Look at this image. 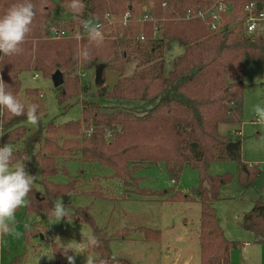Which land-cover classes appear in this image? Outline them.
<instances>
[{
  "label": "trees",
  "instance_id": "1",
  "mask_svg": "<svg viewBox=\"0 0 264 264\" xmlns=\"http://www.w3.org/2000/svg\"><path fill=\"white\" fill-rule=\"evenodd\" d=\"M61 1L70 8V0ZM232 1L238 5L256 0ZM19 2L0 0V16ZM30 2L34 5L35 17L31 32L21 46L22 53L14 56L0 54V77L18 100L21 90L19 76L23 72H37L43 78H51L59 71L65 80L61 87L55 89L56 101L67 108L66 102L77 98L81 91L78 78L72 74L80 70H95L96 66L102 65L104 71H116L118 78L111 88L107 85L96 87L91 94L93 98L142 102L152 106L144 110L116 107L108 112L98 102L84 100L81 101L79 120L62 124L49 122L46 126L41 123L30 125L26 116L12 117L0 109V123L4 129L0 147L12 145L13 167L24 162L26 171L35 177L25 215L54 218L52 206L58 199L64 204L76 192L79 179L73 178L64 184L50 179L60 173L69 176L64 165L78 156L82 163L110 169L112 178L120 179L126 187L131 186L137 195L169 196L165 201L171 203L198 202L199 264H230V250L234 243L226 239L214 204L219 200V189L231 182L232 175L211 176L208 167L213 162L237 163L239 184L244 188L262 172L241 162L240 131L235 130L238 137L232 142L230 134H221L219 127L241 123L243 75L248 63H264V37H246L238 28L214 34L207 22L184 19L186 13L203 7L204 0H152L150 14L156 22L144 25V42L136 39L137 28L124 32L123 38L105 39L100 45L90 42L87 36L79 42L73 38L51 40L49 29L52 26L65 30L80 27L84 21H97L106 12L121 15L129 10L137 15L147 5H134V0H83L85 8L82 14L75 13L74 19L60 24L50 17L54 5L49 0ZM153 31L157 32L156 39H152ZM173 44L183 49L182 54L166 70L164 55ZM81 48L89 51L85 62L76 58ZM130 57L138 63L133 74L125 76V61ZM32 104L37 105L36 102ZM229 143L235 144L234 153L227 151ZM25 156L30 159L24 161ZM159 163L164 165L174 183L184 167L197 170L199 186L192 190L191 195L173 191L157 194V191L139 189L133 176L135 170ZM66 218L91 224L86 208L73 207ZM242 227L264 247V201H256L243 214ZM138 230L145 239H160L159 231ZM117 234L126 238L130 230L123 229ZM41 235L44 237L42 232L31 231L25 237L28 240ZM96 237L101 241L100 245L87 248V252L99 257L92 264H131L113 259L108 242L97 234ZM51 249L54 264H64L69 251L65 254L57 241L51 243ZM18 263L17 256L9 264Z\"/></svg>",
  "mask_w": 264,
  "mask_h": 264
},
{
  "label": "rangeland",
  "instance_id": "2",
  "mask_svg": "<svg viewBox=\"0 0 264 264\" xmlns=\"http://www.w3.org/2000/svg\"><path fill=\"white\" fill-rule=\"evenodd\" d=\"M49 1L54 5L50 11L53 21L62 24L75 18V13L66 2ZM134 2L132 4L147 5L148 8L152 4V0ZM182 50L180 46L173 44L165 53L166 70L171 68L173 61L182 54ZM137 63L133 57L125 61V76L133 74ZM34 75L37 76L36 79H33ZM75 76L79 80L81 91L77 98L66 102L67 108L58 105L51 78H43L37 72H23L19 76L21 90L18 97L25 105L37 103L39 123L42 126L49 122L62 124L79 120L81 101L84 100L96 101L108 112L116 107L144 110L152 106L142 102L95 99L91 96L96 90L94 69L74 72L72 77ZM117 78L116 71L110 69L104 71V85L108 88L113 86ZM242 83L241 123L222 124L219 132L223 135L230 134L232 142L239 136L241 162L260 170L264 165V126L253 122L255 116L252 109L256 104L264 106V63H248ZM235 130H239L240 135L236 136ZM58 161L61 162V159ZM64 166L69 176L60 173L50 180L64 184L70 179H79L76 192L65 200L64 205L69 211L73 207L86 208L91 224L80 223L71 218L61 219L57 223L55 218L28 216L25 215V207H22L15 214L19 236L4 237L5 242L0 245V264H9L17 256L18 264H54L51 249L53 241H57L60 246L68 244L73 251L82 252L74 255L69 251L64 257V264H69L68 257H73L72 264H92L99 257L95 253L87 252L85 243L89 236L96 234L108 242L110 256L115 260H125L131 264H199L198 202L171 203L165 201L169 196L137 195L132 192L131 186L126 187L120 179L112 178L110 169L97 164L82 163L78 156L66 161ZM208 174L232 175L231 182L219 189V200L214 204L225 237L229 236L231 238L229 241L234 243L230 264H264V247H261L263 245L253 241L243 245L247 240L246 235L250 234L240 226L243 214L248 212L256 201H264V173L261 172L246 188L239 184V169L235 162H213L208 167ZM133 176L137 179L139 189L157 191V194H161L162 191H173L191 195L192 190L199 186L197 170L187 166L183 168L176 183L167 175L162 163L140 167L135 170ZM139 228L159 231L160 239L158 241L145 239ZM123 229L130 230L126 238H120L117 234ZM31 231L42 232L44 237L33 236L27 240L25 234Z\"/></svg>",
  "mask_w": 264,
  "mask_h": 264
},
{
  "label": "clouds",
  "instance_id": "3",
  "mask_svg": "<svg viewBox=\"0 0 264 264\" xmlns=\"http://www.w3.org/2000/svg\"><path fill=\"white\" fill-rule=\"evenodd\" d=\"M84 8L83 0H70V10L74 13L82 14ZM34 17V5L30 0H20L19 3L13 4L3 16H0V54L14 56L22 53L21 46L26 42L31 32ZM82 27L87 32V39L90 42L96 45L103 43L104 35L101 25L84 21ZM74 38L83 39L79 33ZM88 57V49L81 48L76 58L80 62H85ZM0 109L5 110L12 117L26 116L29 124L38 125L39 123L38 106L35 104L25 105L18 100L7 90V84L2 77H0ZM252 111L255 116L253 122L264 126V106L256 104L253 106ZM3 135L4 129L2 123H0V136ZM13 153L14 149L10 144L0 147V245L4 244V237L6 236H19L15 214L18 209L28 206L29 201L27 198L35 183V177L26 171L24 162L13 167ZM28 159L30 157L25 156L24 161ZM51 215L57 223L69 216V210L61 199H58L52 206ZM100 243L98 237L91 235L87 239L85 247L96 248ZM61 248H63L65 254L68 251L73 252L74 255L82 253L73 251L68 244L66 246L62 245ZM68 260L69 264H72L73 257H68Z\"/></svg>",
  "mask_w": 264,
  "mask_h": 264
},
{
  "label": "built area",
  "instance_id": "4",
  "mask_svg": "<svg viewBox=\"0 0 264 264\" xmlns=\"http://www.w3.org/2000/svg\"><path fill=\"white\" fill-rule=\"evenodd\" d=\"M205 5L192 12L185 14L184 19H197L208 23L212 33H227L232 28H238L243 35L249 38L255 36L264 37V0L243 2L235 4L232 0H204ZM150 7H142L137 15L131 11H126L119 16L110 12L104 13L93 24L101 25V30L105 39L123 38L124 32L129 33L138 30L136 39L144 42L146 37L143 27L146 23L156 22V19L150 14ZM119 31L118 33H116ZM79 33L82 37L87 36V32L82 25L80 27L63 28L52 26L49 29V38L59 40L64 38H73ZM157 32H152V39H156ZM80 41L81 39H76ZM79 73V72H78ZM37 76L34 75L33 79ZM264 172V165L260 167Z\"/></svg>",
  "mask_w": 264,
  "mask_h": 264
},
{
  "label": "water",
  "instance_id": "5",
  "mask_svg": "<svg viewBox=\"0 0 264 264\" xmlns=\"http://www.w3.org/2000/svg\"><path fill=\"white\" fill-rule=\"evenodd\" d=\"M103 71H104V67L102 65L96 66V68L94 70V85L96 87L104 86ZM51 81H52L54 89H57V88L61 87L63 82H64L63 81V75L59 71H56L51 76ZM234 147H235L234 143H229L227 145L226 149L229 153H234Z\"/></svg>",
  "mask_w": 264,
  "mask_h": 264
},
{
  "label": "crops",
  "instance_id": "6",
  "mask_svg": "<svg viewBox=\"0 0 264 264\" xmlns=\"http://www.w3.org/2000/svg\"><path fill=\"white\" fill-rule=\"evenodd\" d=\"M264 173V172H263ZM255 200V199H254ZM219 220V219H218ZM241 227H242V222H241V225H240ZM246 233H249L250 235H246L247 237V240H245L244 241V243H243V245H248V244H250V242L251 241H253V243L254 242H256V239H255V237H254V235L251 233V232H248V231H245ZM225 233V232H224ZM228 238H229V236H228ZM227 237H226V239L229 241L231 238H229L228 239ZM231 242V241H230ZM261 246V245H260ZM262 248H263V246H261ZM231 252H232V248H231V250H230V254H231Z\"/></svg>",
  "mask_w": 264,
  "mask_h": 264
}]
</instances>
